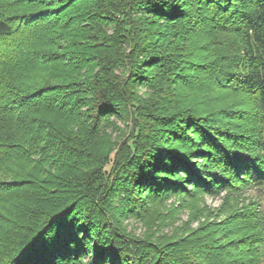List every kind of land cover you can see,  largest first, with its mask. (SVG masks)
I'll list each match as a JSON object with an SVG mask.
<instances>
[{"label":"trees","instance_id":"16d2710c","mask_svg":"<svg viewBox=\"0 0 264 264\" xmlns=\"http://www.w3.org/2000/svg\"><path fill=\"white\" fill-rule=\"evenodd\" d=\"M245 189L264 192V0H0V264H264L259 200L236 242L123 226Z\"/></svg>","mask_w":264,"mask_h":264},{"label":"rangeland","instance_id":"374dc122","mask_svg":"<svg viewBox=\"0 0 264 264\" xmlns=\"http://www.w3.org/2000/svg\"><path fill=\"white\" fill-rule=\"evenodd\" d=\"M118 124L124 126L120 121ZM237 193L227 190L220 195H205L196 202L181 194L156 199L150 205V212L140 216L143 219L130 217L124 220L123 226L138 239L164 244L187 236L190 232L196 233L201 227L208 229L214 224V228L224 234V243L236 242L242 236L238 221L240 211L253 200H259L264 210V192L245 189Z\"/></svg>","mask_w":264,"mask_h":264}]
</instances>
